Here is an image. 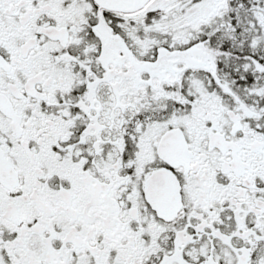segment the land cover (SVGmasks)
Instances as JSON below:
<instances>
[{
  "label": "snow or ice",
  "instance_id": "obj_1",
  "mask_svg": "<svg viewBox=\"0 0 264 264\" xmlns=\"http://www.w3.org/2000/svg\"><path fill=\"white\" fill-rule=\"evenodd\" d=\"M0 264H264V0H0Z\"/></svg>",
  "mask_w": 264,
  "mask_h": 264
}]
</instances>
